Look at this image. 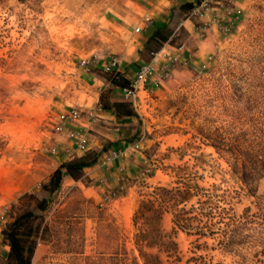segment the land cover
<instances>
[{
  "label": "rangeland",
  "instance_id": "1",
  "mask_svg": "<svg viewBox=\"0 0 264 264\" xmlns=\"http://www.w3.org/2000/svg\"><path fill=\"white\" fill-rule=\"evenodd\" d=\"M221 1L219 16L196 19L192 36L183 30L174 37L172 45L185 43L191 55L187 65L140 94L137 119L120 133L128 144L141 140V148L119 159L126 189L100 208L101 195L117 184L119 170L112 165H98L78 181L64 178L51 196L42 190L68 161L49 152L55 142L67 144L52 128L59 113L86 108L103 92L104 102L120 98L99 67L114 58L128 78L142 64L139 33L123 28L138 20L139 2L0 0V235L20 196L47 198V230L32 264H143L134 245V211L154 188L178 181L215 185L236 217L253 209L229 156L242 154L244 142H259L264 131V0ZM101 144V153L111 145ZM256 186L264 195V177ZM171 220L169 212L162 215L160 232L177 244L176 264L200 255L208 264H234L215 241L172 232ZM147 251L168 264L158 248ZM4 260L0 256V264Z\"/></svg>",
  "mask_w": 264,
  "mask_h": 264
},
{
  "label": "trees",
  "instance_id": "2",
  "mask_svg": "<svg viewBox=\"0 0 264 264\" xmlns=\"http://www.w3.org/2000/svg\"><path fill=\"white\" fill-rule=\"evenodd\" d=\"M192 6L183 4L181 7L189 11ZM172 32L167 27L157 30L144 45V50L151 54L157 53ZM173 39L169 41L170 44H173ZM107 77L112 88L127 85L121 73ZM103 93L99 96V102L104 109L112 110L117 119H137L130 103L117 97L104 102ZM244 144L242 154H231L229 161L233 174L254 198L253 209L249 207L243 215L236 217L230 204L218 195L219 189L215 185L206 189L197 183L178 181L170 188L156 187L139 200L132 216L134 245L143 264H163L159 255L147 251L152 248H158L168 264L181 261L177 244L171 239L164 240L160 232L161 217L168 212L172 216V232L181 231L187 236H195L196 242L199 239L215 241V247L224 256H229L234 264H264V195L257 194L256 186L258 180L264 177V131L256 144ZM243 149L256 152H243ZM100 156L101 152L90 151L61 164L50 175L42 190L51 196L60 188L64 178L80 180L84 170L96 165ZM17 202L19 207L16 214L1 230L2 243L8 247L4 261L5 264H32L39 240L47 230L43 213L47 209L48 200L26 193ZM197 246L200 247V244ZM204 246L207 247L205 242ZM191 262L208 264L202 255L193 256L186 263Z\"/></svg>",
  "mask_w": 264,
  "mask_h": 264
},
{
  "label": "built area",
  "instance_id": "3",
  "mask_svg": "<svg viewBox=\"0 0 264 264\" xmlns=\"http://www.w3.org/2000/svg\"><path fill=\"white\" fill-rule=\"evenodd\" d=\"M222 5L221 0H197L189 10L188 18L191 20L201 19L203 16H219ZM226 13L230 12L226 10ZM143 21L150 22V17L145 16ZM205 25V24H203ZM140 27L134 29L135 33L140 32ZM182 47V46H181ZM183 48V47H182ZM181 48V49H182ZM183 61L178 54H172L167 51H161L151 56L149 62L139 65L128 78L126 86L118 87L119 97L131 104L132 108L137 111L138 103H141V93L150 94L157 85L167 79L179 65H187V58ZM189 59V58H188ZM188 61V62H187ZM85 63L82 62V65ZM105 75H114L120 72V66L114 58L104 62L99 67ZM124 77V76H123ZM105 109L97 101L92 107H71L59 113L53 123V134L63 137L67 144L55 142L54 146L49 149L51 155H58L60 152L67 159H74L76 155L85 154L90 151V146L94 140V127L109 125L115 131H119L120 125L115 122H109L104 118ZM141 140L129 144L124 149L110 151L101 156L99 166L109 167L126 155L127 151H138L141 148ZM119 176L115 188H111L101 195L98 206L105 208L112 202L116 201L126 189L123 168H118ZM101 183L103 181H100Z\"/></svg>",
  "mask_w": 264,
  "mask_h": 264
},
{
  "label": "crops",
  "instance_id": "4",
  "mask_svg": "<svg viewBox=\"0 0 264 264\" xmlns=\"http://www.w3.org/2000/svg\"><path fill=\"white\" fill-rule=\"evenodd\" d=\"M138 2H139L138 5L139 12L136 14L133 13V16L138 18V20L131 18L130 21L134 25L132 26V24H129V22H124L125 24L123 28L126 30L127 34L135 33L134 29L137 27L141 28L139 34L137 35L138 37L135 38L138 41H140L139 44L137 45L138 46L137 51L140 53V58H141L140 60L142 61V64L149 62L151 56L156 54V53L151 54L146 52L144 50V45L157 30L162 29L163 27H167L173 32L169 37V39L165 43H163L161 49L157 53L161 51L163 52L167 51L172 54L176 53L182 58L183 61H185L184 60L185 58L187 59L190 58L191 55L189 54V51L185 43H182L178 47H175L172 44H170L169 41L172 38L178 36L179 33H181L183 30L190 33L191 34L190 36H192V34L196 32L197 30L196 22L194 20L189 19L187 17L189 11L181 7L183 4L194 5L196 3V0H138ZM145 16L150 17V22L145 23L143 21ZM107 86H109V84H107ZM102 87L104 88V86ZM112 89L114 90L112 93L116 95L118 92L117 91L118 87ZM97 101L98 99L96 98V100H94L90 106H86V108L92 107ZM104 118L109 122H115L118 125H120V129L119 131H115L114 129H112L111 126L106 124L94 127V140L90 146V151H98V149H101L102 148L101 140H107L110 141L111 143L109 147L104 149V151L101 153V156L106 153H109L110 151L123 149L125 148L124 145L126 146L129 145L126 141H123V139H125L126 137L124 136V132L120 133V131L122 130L121 129L122 127H125L126 125H130V124L132 125L133 121L135 120L132 117L117 119L113 114L112 110H108V109H105ZM120 145L123 146L121 147ZM85 154L76 155L75 158L82 157ZM58 157H60L62 161L64 160L70 161V159H67V157L63 154V152H60L58 154ZM100 158L98 159L96 165L84 170V175H83L84 177L88 175V173L90 172H93L94 174L95 171L96 172L98 171L99 169L98 164ZM112 167H114V169L121 168L119 162H115L114 164H112ZM66 181L72 182V179L67 178ZM0 242H1V235H0ZM7 252H8V247L5 244H2V250H0V256L3 257V259L6 258Z\"/></svg>",
  "mask_w": 264,
  "mask_h": 264
}]
</instances>
